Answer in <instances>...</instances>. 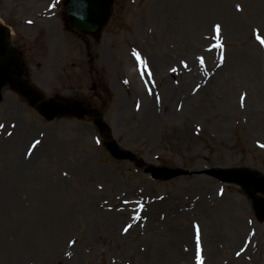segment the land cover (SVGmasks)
<instances>
[{"label":"rangeland","instance_id":"obj_1","mask_svg":"<svg viewBox=\"0 0 264 264\" xmlns=\"http://www.w3.org/2000/svg\"><path fill=\"white\" fill-rule=\"evenodd\" d=\"M63 1L0 0L23 80L42 100L96 110L119 148L147 166L196 175L151 180L112 159L91 115L47 122L7 85L0 264H197V239L202 264H264L253 202L201 173L264 178V114L250 103L248 76L256 60L264 72V0H113L97 40L66 22ZM178 13L185 24L174 29Z\"/></svg>","mask_w":264,"mask_h":264},{"label":"water","instance_id":"obj_2","mask_svg":"<svg viewBox=\"0 0 264 264\" xmlns=\"http://www.w3.org/2000/svg\"><path fill=\"white\" fill-rule=\"evenodd\" d=\"M65 13L67 21L83 33L99 34L102 26L111 13L112 0H65ZM7 30L0 26V91L9 83L12 88L19 92L26 100H29L36 111L41 114L46 121H51L55 117L62 115L83 117L85 114L94 116V123L103 132H106L105 147L115 160H127L134 162L137 167L142 168L145 174H150L155 180H170L174 177L192 175L193 173L181 169L169 170L167 168L148 167L142 161L136 160L135 156L118 148L117 143L111 139L105 124L102 123L98 114L94 111L81 110L75 104L64 101H43L40 94L31 88L26 82L21 80V61L17 58L16 51L7 48ZM1 100V92H0ZM39 103V104H37ZM220 182L234 183L241 186L254 203L257 218L264 223V198L258 197L257 193L264 194V179H260L254 172L245 169L240 170H207L202 172Z\"/></svg>","mask_w":264,"mask_h":264},{"label":"bare ground","instance_id":"obj_3","mask_svg":"<svg viewBox=\"0 0 264 264\" xmlns=\"http://www.w3.org/2000/svg\"><path fill=\"white\" fill-rule=\"evenodd\" d=\"M219 4H222L223 0H217ZM213 3V2H211ZM211 3H208V5L204 6L202 4H200V8L198 9V15H192V17H189V19L187 20V25H183L185 23H183L181 21V15L175 14L174 17L175 19H177L176 21L172 22V27H174V29H179L181 27L184 26V28H190V26L196 25L200 22V20H202L201 16H205L207 13H210L208 11H211L212 8L214 7L213 5H209ZM163 4V3H162ZM161 4V6H162ZM228 11V10H227ZM226 11V13H227ZM229 14V12L227 13ZM173 15V14H172ZM209 17L215 18L214 14L211 13V15ZM183 25V26H182ZM251 73L248 75L249 76V82H252V88H253V93H252V97L250 96V103L252 104V106H256V111L257 112H261L264 114V72L262 70H257V60L255 63V66L253 69L250 70ZM181 92H179V94L177 95V99L181 98ZM172 98H175L172 96ZM171 98V99H172ZM185 103L184 101L180 102V101H176L177 105L183 104ZM169 113H166L168 115H175L176 112L174 111H170V109L168 110ZM157 113V112H156ZM156 113H151L149 115L150 120L153 119V121L156 118Z\"/></svg>","mask_w":264,"mask_h":264},{"label":"snow or ice","instance_id":"obj_4","mask_svg":"<svg viewBox=\"0 0 264 264\" xmlns=\"http://www.w3.org/2000/svg\"><path fill=\"white\" fill-rule=\"evenodd\" d=\"M237 10H240L239 9V6H237ZM214 31L218 34L220 32V26L219 25H215L214 26ZM260 43L262 45H264V40H261ZM217 47H221L220 44H217L216 45ZM133 55H135L137 57V60L140 61V57H139V54L138 53H133ZM223 60V57H221V62ZM0 127H3V125H0ZM66 175V173H65ZM125 231H127V229H125ZM197 264H202V260H201V257H200V254H199V240L197 239Z\"/></svg>","mask_w":264,"mask_h":264}]
</instances>
